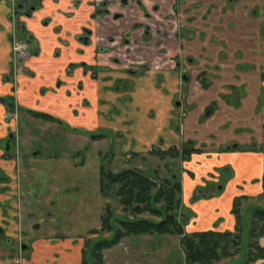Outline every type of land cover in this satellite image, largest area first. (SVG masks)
Masks as SVG:
<instances>
[{"label":"rangeland","instance_id":"obj_1","mask_svg":"<svg viewBox=\"0 0 264 264\" xmlns=\"http://www.w3.org/2000/svg\"><path fill=\"white\" fill-rule=\"evenodd\" d=\"M177 1L175 9L172 8L173 0L163 5L166 14L160 24L167 27L161 32L173 36L178 30L183 34L181 49L178 43L176 47L169 42L166 45L180 51L189 70L186 73L182 69L176 72L166 65L162 56L158 59L160 55L154 49L144 47V52L150 57L152 72L144 74L150 70L147 69L140 75H130L131 83L126 84L125 93L136 98L134 108L123 112L119 101L113 103V99L107 100L109 94L102 90L105 95H102V100L108 101L111 108L113 105L115 111L122 115L116 117L114 114L108 119L103 113L106 108H103L101 116L105 119L101 117L100 127L95 132L82 131L92 142L98 141L94 146H87L90 139L83 142L81 149H77L75 140H72L74 143L57 138L51 140L53 145L56 144L53 150L56 155L43 159L51 157L54 160L50 165L45 162L39 167L34 186L27 183L23 188L24 205L31 202L34 207L33 202H36V207L40 206L43 210L41 215L44 213L49 221L47 226L36 232L37 235H45L50 227L59 228H56L59 232H71V248L66 250L64 246L62 255L56 253L53 261L49 253H40L39 262H69L70 252L75 254L81 246L80 240L84 245L89 240L92 246L111 238L109 232L101 231L102 217L108 205L115 218L122 217L123 208L114 195H101L98 185L101 167L108 165L113 173L139 169L159 181L175 173L183 181V175L190 178L191 175L181 158L160 159L152 151H164L169 146L182 149L188 141H193L204 150L202 154L234 145L258 146L264 153V0ZM190 34L193 38L188 40ZM113 41L116 39L111 38L110 43ZM159 65L173 71L171 75L167 74L169 79L156 73L155 68ZM38 120L42 122L30 127L38 134L46 130L45 138H42L45 142L51 132L47 131L49 129L43 122L49 121ZM24 150L18 153L21 158L24 156L23 160L28 159L31 164L35 160L42 163V158L32 159L34 148L29 154H24ZM81 160L83 164H78ZM61 163L65 164L62 165L63 171L57 173L59 167L56 166ZM50 169L52 175L60 178L54 176L55 181L52 180ZM40 175L47 180L44 181ZM209 179L208 176L202 177L204 183ZM49 182L57 185L45 188ZM49 189L52 190L49 194L54 197L51 204L44 196ZM249 198V201L242 202V213L247 223L252 222L254 209H264V197ZM113 224L117 226L114 219ZM250 226L252 224L245 230V244L250 242ZM185 229L189 233L188 228ZM93 230H97L98 234H92ZM261 239L264 238H260L259 243ZM246 252L247 249L217 264H244ZM82 255L80 251L76 259L80 261ZM103 256L104 264H186L180 238L169 235L125 238L118 246L105 250ZM89 260L93 262L92 258Z\"/></svg>","mask_w":264,"mask_h":264},{"label":"crops","instance_id":"obj_2","mask_svg":"<svg viewBox=\"0 0 264 264\" xmlns=\"http://www.w3.org/2000/svg\"><path fill=\"white\" fill-rule=\"evenodd\" d=\"M99 1L43 0V7L38 12L31 18H22L27 32L33 36L32 55L22 68L13 70L14 25L10 21L12 9L6 0H0V98L11 97L10 102L14 103L16 114L14 118L10 114L11 119L5 120V116L12 111L8 104L0 102V228L5 237L14 240V244H10L12 247L21 239L20 180L23 172L29 171V164H22L24 156L16 157L19 150L25 149L24 154H29L37 144L43 142L42 138L46 134V130L38 134L36 129H31L32 124L42 121L32 117L30 113L40 112L59 120V124L43 122L49 129L47 131L51 132L45 142L56 138L72 143L75 140L77 149H81L83 142L90 139L82 131L95 132L100 127L101 117L103 120L104 116L108 119L113 117L108 101L102 100V90L108 92L107 100L113 99V103L124 101L118 104L123 106V112L127 113L135 106L136 98L125 93L126 89H116L115 85L130 62L127 59L117 64L113 59L119 56L118 52L114 54L111 49L120 41L119 35L127 32L139 13L137 10L129 12L130 16L121 24L110 16L94 15ZM116 24H120L119 31ZM85 29L90 30L91 35L83 41L80 38ZM110 37L116 39L114 44L109 42ZM85 65L105 70L98 71V78L94 79L93 71L85 73ZM171 72L173 71L167 69L159 75L167 76ZM13 89L16 90L15 93ZM102 109L104 116H101ZM9 134H15L16 137L14 144L6 149ZM171 134L168 135L174 137ZM159 139L163 143V139ZM87 144L88 147L94 146L98 141L92 142L90 139ZM168 144L166 141L167 147ZM185 163L186 169L194 174V178L183 175L182 181L183 204L193 213L187 225L189 233L235 231L236 218L232 214L235 198L259 197L263 194L264 153L211 151L207 154H195L191 161ZM222 165L231 167L233 171V177L226 183L224 191L216 197L193 202L197 187L205 186L202 177L216 174ZM54 176L56 177L55 174L52 175ZM53 185L55 183L51 184L52 187ZM64 240L69 241L65 243ZM64 240L59 241L53 236L37 238L29 260L22 264H81L82 256L79 261L76 254L79 255L80 251L83 254L82 240L75 254L70 252L69 262H39L40 253H49L53 261V256L61 254L64 246L66 250L71 248L72 239ZM259 244L264 247V239ZM10 249L4 243L0 245V264H19L16 253ZM255 264H264V259Z\"/></svg>","mask_w":264,"mask_h":264},{"label":"trees","instance_id":"obj_3","mask_svg":"<svg viewBox=\"0 0 264 264\" xmlns=\"http://www.w3.org/2000/svg\"><path fill=\"white\" fill-rule=\"evenodd\" d=\"M9 101L7 98H0V102L12 108L14 103ZM33 114L44 120L58 121L47 114ZM228 151L262 152L263 149L258 146L234 145L231 148H221L218 152ZM203 152L204 150L197 147L193 141H188L182 149L173 147L166 151L154 150L152 154L160 159L181 158L182 161L189 162L193 155ZM216 172L223 176V181L219 184L206 181L205 186L197 187L193 202L216 197L224 191L225 183L233 177V171L231 167H223ZM189 174L194 178L192 172ZM262 181L264 190V176ZM100 189L104 197L111 195L117 197L123 208V215L121 218H115L111 206L108 205L106 214L102 217L101 231L109 232L112 236L92 246H90L92 242L88 240L85 243L81 264H104L103 252L118 246L125 238L166 235L180 238L186 264H217L246 249L244 264H255L258 260L264 259V247L259 244V239L264 238V209H254L252 222L247 223L242 213V202L249 201L251 198L248 196H239L233 202L232 214L236 218L235 232L187 233L185 228L193 217V213L183 204L182 179L175 173L159 181L148 177L139 169H127L116 174L102 168ZM259 197H264V191ZM113 219L117 226L113 224ZM249 224H252L248 231L250 242L245 244L244 235ZM91 233L98 234V231L93 230ZM88 255L93 262L89 260Z\"/></svg>","mask_w":264,"mask_h":264},{"label":"flooded vegetation","instance_id":"obj_4","mask_svg":"<svg viewBox=\"0 0 264 264\" xmlns=\"http://www.w3.org/2000/svg\"><path fill=\"white\" fill-rule=\"evenodd\" d=\"M6 1L12 9L10 21L14 25L12 54L14 55L15 45L19 43L26 44L29 49L28 56L25 59V61H21L17 64H15L13 61V70L14 69L17 70V69L22 68V65L32 55L33 36L27 32L25 24L22 22V18H31L36 12H38L43 7V0H6ZM170 1L172 0H112V1L100 0L99 1V4L96 7V11L94 15L95 16L98 15L101 17L110 16L115 22H121V24L125 22V20H127V18L130 16L129 12L131 11L133 12L134 10H137V12L139 13L138 17L135 19L134 23L129 27L127 32L119 35L118 38H120V41L116 45H114L113 48L111 49L114 54L115 52H118L119 56L114 57L113 59V61H116L117 64L118 63L121 64L123 60H127V59L130 62L129 63L130 66H128L126 69L125 68L123 69L122 77L117 79L116 89L118 90L126 89L127 90L128 85L126 84L131 83V79H129V77L132 74L140 75L142 74L143 70H147V69H150V70L147 72H143L144 74L152 72L151 66L149 64L150 57H148V55H146V52H144V47L150 50L154 49V51H156V54L160 55L158 59H161V56H162L166 60V65H169V67H171L176 72L177 70L182 69V71L186 73L185 71L189 70V66L185 62V59H183L182 55L180 54V51L177 52L175 49H170L168 48V45H166V43L169 42L173 47H176L177 45L176 43H178V48L181 49L182 47L180 43L182 42L181 39L184 38L183 34H181L180 32L178 33V30H175L173 36H169L168 34L161 32V31H166L165 27H167V26H162V24H160L161 22H163V19H165L162 16L166 14L165 13L166 9L163 5L168 4ZM177 3H178L177 0H173V3H172L173 6L171 5V3H170V6H172V8L175 9ZM131 8H133V10H130ZM210 16L211 15H209V17ZM119 25L120 24H116V28L118 29V31L121 29L119 28L120 27ZM90 35H91V31L88 29H85L80 39L85 41L86 39L90 38ZM111 38H114V37H110L109 42ZM192 38H193V34L189 36L187 39L191 40ZM114 43L115 41H113L111 44H114ZM84 67H85V73L88 72V70L93 71L92 77L94 79L98 78V74H97L98 71L105 70V68H102V67H88L86 65ZM155 69L157 70L156 73L160 74L164 70H167L168 68L165 69L164 67H161L159 65V67ZM13 92L15 93L16 90L13 89ZM7 99L12 101L11 97ZM122 101L123 100H121L119 103H121ZM11 111L12 112H9V114L5 116V120H10L12 116L13 118L16 116V114H14L15 105H13V107L11 108ZM33 113H40V112H31L30 115L34 118L41 119L35 116ZM110 113L113 116L114 114L121 115L120 112L115 111L114 106H112ZM10 114L11 115L13 114V115L11 116ZM58 121L55 123L59 124L60 122ZM15 137H16L15 134H9V137L6 139V143H5L6 149H9L11 144L12 145L14 144ZM62 145H63V148H65L64 144ZM54 148H56V144H54V147H53L52 142L39 143L34 147V150L32 152L33 154L32 159H36V158L43 159V157L47 158L48 155H52V156L56 155L54 154L55 152L53 151ZM81 152H83V150ZM37 153H41L43 156L40 157V155H38ZM65 157H66V154H65ZM16 158H19V155H17ZM53 160L54 159L51 157L49 159H43L42 163L40 161L35 160L34 164H31L32 161L30 160L28 161V159L23 160L22 164L24 165L26 163L29 164L28 165L29 171L23 172V174L21 175V180H20L21 218H19V222L21 226L20 227L21 228L20 230L21 239L20 240L18 239L19 241L17 240L18 242L15 247L10 246V244L11 245L14 244V240L12 238L9 239L8 237H5L1 233L2 229L0 228V245L4 243L6 244V247H11L10 251H13L16 253V257H18L17 262L19 264H22V262L29 260L30 258L29 255L31 254L33 244L37 241V238H41L42 236H47V237L53 236L59 241L64 240L66 238H71L69 236V234H71L70 231L59 232L57 231V229L59 230V228L57 227H50V230L48 229L45 235H37L36 232H39L45 225L47 226L49 221L45 219L43 215L44 213L41 215V212L43 210L40 209V206L36 207V202H33V204L35 205L34 207L32 206L31 202H28V201L27 202L30 205L28 203H25L24 205V202H26V200L24 197L23 188L25 187L27 183H29L30 186H34L35 173L39 171V167L44 165L45 162H48L50 165ZM81 163H82V160L78 164H81ZM62 165H65V164L61 163L56 166V167H59L57 169V173H59L60 171H63ZM102 168H104L108 172H112L108 165H106V168L101 167L99 169L100 175H99L98 185H101ZM44 169L45 168H43V170ZM49 171L52 177V170L50 169ZM53 178L54 177H52V180L55 181V179ZM55 178L59 179L60 177H57L56 175ZM209 178L210 179L207 181L211 183L219 184L220 182L223 181V176L221 174H218L217 172L216 174L214 173L210 174ZM43 180L46 181L47 177H43ZM56 182H58V180ZM51 184L53 183L49 182L48 183L49 186L48 187L44 186V187L50 188L52 187ZM40 191L41 190H38V192ZM50 192H52V190L49 189V192L45 193L44 196L47 197L48 202L51 204L54 201V197L49 194ZM32 193H34L33 190H32ZM38 213H40V216H38ZM48 216H51V215H48Z\"/></svg>","mask_w":264,"mask_h":264},{"label":"built area","instance_id":"obj_5","mask_svg":"<svg viewBox=\"0 0 264 264\" xmlns=\"http://www.w3.org/2000/svg\"><path fill=\"white\" fill-rule=\"evenodd\" d=\"M28 46L26 44H16L14 47V55H13V61L15 64L25 61V59L28 56Z\"/></svg>","mask_w":264,"mask_h":264}]
</instances>
